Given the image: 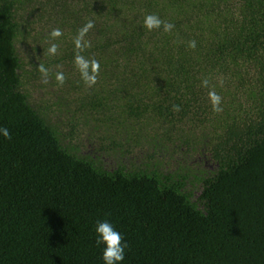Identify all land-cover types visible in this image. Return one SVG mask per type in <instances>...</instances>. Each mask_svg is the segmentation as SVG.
<instances>
[{"label": "trees", "instance_id": "1", "mask_svg": "<svg viewBox=\"0 0 264 264\" xmlns=\"http://www.w3.org/2000/svg\"><path fill=\"white\" fill-rule=\"evenodd\" d=\"M0 128V264H264V0H0Z\"/></svg>", "mask_w": 264, "mask_h": 264}, {"label": "clouds", "instance_id": "2", "mask_svg": "<svg viewBox=\"0 0 264 264\" xmlns=\"http://www.w3.org/2000/svg\"><path fill=\"white\" fill-rule=\"evenodd\" d=\"M160 20H158L155 16H147L145 18L144 24L148 29H152L154 27H158L160 25ZM89 24L87 27H90ZM170 25H165L167 29ZM60 36L59 30H54L51 33L52 38H56ZM56 46L53 44L49 48V52H55ZM76 63L79 65L82 74L87 82L91 83L94 81V77L87 75L88 63L84 61L82 58L77 57ZM97 65L95 63L92 64V71L95 72ZM43 71V69H41ZM61 77L57 76V80H60ZM214 101L218 98L213 96ZM0 135L5 138H9V132L7 128H0ZM95 243L100 246L102 245V255L101 259L103 264H121L125 258V249L128 247L126 242H122L123 238L121 233L116 231L113 225L107 220L97 221L95 225Z\"/></svg>", "mask_w": 264, "mask_h": 264}, {"label": "rangeland", "instance_id": "3", "mask_svg": "<svg viewBox=\"0 0 264 264\" xmlns=\"http://www.w3.org/2000/svg\"><path fill=\"white\" fill-rule=\"evenodd\" d=\"M50 91H52V93H56L57 96L61 95L58 91V89H56V87H50L48 85L47 87ZM34 94V98L35 100L40 101L42 100L43 98H46V94H47V90L45 88H37V90H35L33 92ZM56 96V97H57ZM55 118L57 119V121L59 122L60 124V128L61 130L63 131V133H66V131H68V127L66 126V121H67V116H69V112L67 110H65V107H62V110L59 112V111H55ZM84 142V145L85 147L84 148H87V149H91L93 145H95V142L92 141L91 139L89 138H85L83 140ZM105 162L109 165H112L115 163L114 159H112L111 157L109 158H106L105 159Z\"/></svg>", "mask_w": 264, "mask_h": 264}]
</instances>
